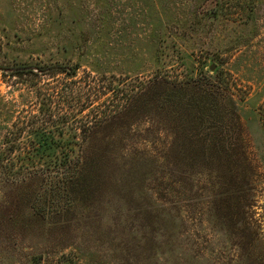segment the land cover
Returning <instances> with one entry per match:
<instances>
[{
    "label": "rangeland",
    "instance_id": "obj_1",
    "mask_svg": "<svg viewBox=\"0 0 264 264\" xmlns=\"http://www.w3.org/2000/svg\"><path fill=\"white\" fill-rule=\"evenodd\" d=\"M59 64L123 91L156 73L219 87L235 112L225 142L235 150L207 168L179 153L177 166L161 128L154 146L165 157L103 184L90 175L81 202L16 161L19 173L0 171V264H264V0H0V136L38 114L53 77L36 67ZM150 113L129 126L146 128Z\"/></svg>",
    "mask_w": 264,
    "mask_h": 264
},
{
    "label": "trees",
    "instance_id": "obj_2",
    "mask_svg": "<svg viewBox=\"0 0 264 264\" xmlns=\"http://www.w3.org/2000/svg\"><path fill=\"white\" fill-rule=\"evenodd\" d=\"M48 68L52 69L53 83L45 91H39L38 114L18 117L0 136V171L6 175L19 173L13 170L16 161L23 170L22 161L27 159L34 169L29 170L28 166L29 174L37 175L39 171L55 177L58 187L70 194L72 201L81 202L90 188L86 181L90 175L98 173L103 184V175H119L128 163L153 162L165 157L160 155L164 150L154 146L161 128H167L170 133L168 156L174 165L178 164L176 158L180 153L189 162L200 158L202 166L207 168L209 163L218 164L220 158L225 159L230 150V153L235 150L227 149L225 143L230 136L229 118L235 112L225 103L229 97L219 93V87L212 88L194 79H168L156 73L143 85L123 91L112 85V81L103 84L102 77L95 79L90 72L83 79L74 80L77 66L36 67V74L46 73ZM118 92L123 97H118ZM101 94H107L103 100L105 106L83 114L90 105V96ZM147 108L153 112L149 116L155 124L149 120L144 129L129 126V121ZM226 109L230 114L224 112ZM232 120L231 135L239 137L237 119ZM25 133L32 138L23 140ZM136 133L142 137L143 144L124 140L136 137ZM66 134L71 139L63 140ZM44 157H48L47 164Z\"/></svg>",
    "mask_w": 264,
    "mask_h": 264
},
{
    "label": "water",
    "instance_id": "obj_3",
    "mask_svg": "<svg viewBox=\"0 0 264 264\" xmlns=\"http://www.w3.org/2000/svg\"><path fill=\"white\" fill-rule=\"evenodd\" d=\"M211 68H213V67L211 66Z\"/></svg>",
    "mask_w": 264,
    "mask_h": 264
}]
</instances>
